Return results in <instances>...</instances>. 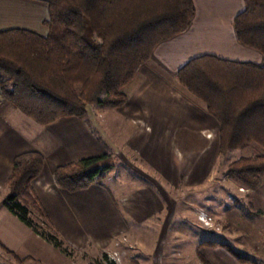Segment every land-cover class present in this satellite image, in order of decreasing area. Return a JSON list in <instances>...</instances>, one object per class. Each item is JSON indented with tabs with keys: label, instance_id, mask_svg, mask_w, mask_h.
<instances>
[{
	"label": "trees",
	"instance_id": "1",
	"mask_svg": "<svg viewBox=\"0 0 264 264\" xmlns=\"http://www.w3.org/2000/svg\"><path fill=\"white\" fill-rule=\"evenodd\" d=\"M243 1V12L233 21L236 38L264 56V0ZM44 4L45 36L24 29L0 31V98L42 127L66 117L84 120L94 104L121 108L127 101L124 88L155 47L185 33L195 16L192 0H45ZM175 78L217 122L220 155L252 150V155L228 164L225 175L256 191L264 178V66L203 55L191 59ZM112 161L104 155L58 166L53 170L54 185L69 193L101 186ZM43 168L44 158L36 151L14 157L0 206L46 243L63 250L32 187ZM233 258L258 264L238 255Z\"/></svg>",
	"mask_w": 264,
	"mask_h": 264
},
{
	"label": "crops",
	"instance_id": "2",
	"mask_svg": "<svg viewBox=\"0 0 264 264\" xmlns=\"http://www.w3.org/2000/svg\"><path fill=\"white\" fill-rule=\"evenodd\" d=\"M44 1L0 0V31L24 29L45 36L47 28L43 21L47 19V9ZM192 1L195 16L188 30L155 47L149 61L140 67L133 80L124 88L126 103L114 109V115L108 112L107 118L101 116L102 121L98 124L100 134L92 126L94 119L93 122L90 119L87 122L66 117L42 127L9 103L0 100V185H4L10 175L15 156L30 151L40 153L44 158V168L33 181L32 187L53 226L57 225L68 237L70 233H80L85 238L88 235L96 246L102 247L97 242L126 229L124 218L146 219L154 212L158 215L166 212L164 218L171 217L170 198L166 200V196L163 197L165 192L161 191L160 201L152 191L144 187L140 191L120 195L116 202L105 188L98 185L69 193L54 185L52 174L56 167L89 157L112 156L116 147L110 138L112 135L120 139V145H126L148 164L160 165L156 168L169 180L172 168L181 170L176 181L186 179V167L179 163L174 154H195L189 164L193 165V175L201 177V170L207 164L205 158L200 159V156L207 154L213 143L200 132L210 130L216 135L218 125L205 112L204 106L178 84L176 73L191 59L203 55L264 66V56L241 45L236 38L233 21L243 12V0ZM133 111H147L150 114L146 112L145 119H137L130 116ZM136 119L150 122V126H147L150 130L134 126L131 121ZM124 123L132 124L130 126L136 129L119 136L115 132H120ZM96 131L99 138L96 137ZM192 143H195L194 148H189ZM214 146L215 152L218 151L217 141ZM114 170L112 168L108 174ZM2 197L0 195V204ZM57 221H61V226ZM80 222L86 225V229L83 228L85 233L79 226L82 225ZM66 241L70 244L69 238ZM0 246L20 259L43 261L45 264H74L1 206ZM99 264L105 263L102 261Z\"/></svg>",
	"mask_w": 264,
	"mask_h": 264
},
{
	"label": "rangeland",
	"instance_id": "3",
	"mask_svg": "<svg viewBox=\"0 0 264 264\" xmlns=\"http://www.w3.org/2000/svg\"><path fill=\"white\" fill-rule=\"evenodd\" d=\"M193 99L203 105L196 98ZM108 112L113 115L116 113L113 108L94 104L88 107L84 121L88 122L90 119L93 122L94 119L92 126L98 131L101 116L109 115ZM146 112L133 111L136 115L132 113L130 116L145 119L149 113ZM137 119L131 121L134 126L150 130L147 127L150 122ZM132 124L124 123L120 132L118 130L115 133L122 136L135 130L136 127L130 126ZM97 131L96 137L99 138L100 133ZM200 133L213 143L208 153L200 156V159L205 158L207 165L201 170L202 176L195 177L193 165L189 162L196 155L174 154L179 163L186 167V179L179 181H176L181 172L179 168H172L173 173L169 180L156 168L160 165L148 164L142 156L132 152L126 145H120V139L110 135L116 145L111 156V165L115 170L102 180L101 187L105 188L115 202L120 195L140 191L143 187L152 191L161 201L160 192L164 191L163 197L166 196V200L170 198L171 217L164 218L166 212L161 215L154 212L155 214L146 219L124 218L126 229H122L120 233L115 232L116 234L100 243L97 242L102 247L96 246L88 235L85 238L80 233H70L68 237L57 225L53 226L50 220L55 235L63 243V250L50 246L74 264H99L102 261L105 264H242L233 258L234 255L264 264V178L256 191H248L225 175L228 164L242 156L252 155V150H234L220 155L214 148L217 134L210 130ZM182 139L183 137L181 142ZM194 146L195 143H192L189 148ZM254 149L261 152L256 146ZM106 179L113 181L107 182ZM7 192L5 182L0 185L2 200ZM57 222L61 226V221ZM79 226L85 233L86 225ZM68 238L70 244L66 241ZM15 257L0 246V264H20L19 261H22L21 264H45L43 261ZM110 259H114L115 263Z\"/></svg>",
	"mask_w": 264,
	"mask_h": 264
},
{
	"label": "built area",
	"instance_id": "4",
	"mask_svg": "<svg viewBox=\"0 0 264 264\" xmlns=\"http://www.w3.org/2000/svg\"><path fill=\"white\" fill-rule=\"evenodd\" d=\"M204 224H206V222H204ZM207 225V224H206ZM112 262H114V259L112 260V259H110ZM115 263V262H114Z\"/></svg>",
	"mask_w": 264,
	"mask_h": 264
}]
</instances>
